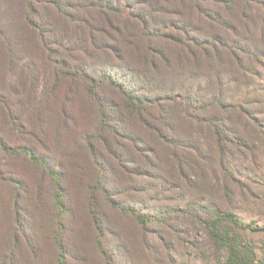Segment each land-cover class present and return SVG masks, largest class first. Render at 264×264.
Instances as JSON below:
<instances>
[{
	"label": "rangeland",
	"instance_id": "1",
	"mask_svg": "<svg viewBox=\"0 0 264 264\" xmlns=\"http://www.w3.org/2000/svg\"><path fill=\"white\" fill-rule=\"evenodd\" d=\"M119 1L130 12L157 15L153 27L178 37L189 49L186 54L190 52L169 60L156 55L153 65L138 66L147 72L145 86L154 89L149 93L168 96L160 105L132 113L107 89L111 103L107 104L104 170L109 196L143 216H161L162 222L153 218L143 227L100 197L97 225L86 198L77 192L62 234L48 220L42 222L46 237L39 241L40 260L20 252L23 256L17 254L16 263L59 264L60 244L64 264H107V256L113 264H225L227 252L214 244L203 223L215 210L230 213L243 224V230L234 233L252 245L257 260L264 262V0H230L214 7L205 0L194 4L186 0L183 9L190 19L175 12L177 0L170 2L166 14L158 11L160 5L139 6L153 0ZM10 2L0 0V10ZM86 9L81 15L90 11ZM201 9L210 11L220 25L202 22ZM80 35L66 29L57 32L64 40L50 44L56 52L53 58L75 62L67 55H78L73 49L80 45ZM28 43L31 50L27 48L23 61L0 69V95L21 114L30 104L42 106L43 83L53 72L42 61L46 52L38 41ZM220 94L227 96L230 110L208 106ZM84 106L89 115L80 123L79 137L98 124L92 107ZM2 112L0 136L17 145ZM213 122L226 138L224 152ZM0 160L35 177L51 210V183L46 176L1 151ZM90 170L87 180L94 176ZM74 184L73 180L72 188Z\"/></svg>",
	"mask_w": 264,
	"mask_h": 264
},
{
	"label": "trees",
	"instance_id": "2",
	"mask_svg": "<svg viewBox=\"0 0 264 264\" xmlns=\"http://www.w3.org/2000/svg\"><path fill=\"white\" fill-rule=\"evenodd\" d=\"M117 1L11 0L9 6L5 4V9L0 10V69L8 63L24 60L30 39L38 41L46 52L42 61L53 67L52 78L45 77L43 83L45 101L42 106L30 104L26 106L27 113L21 114L0 95V109L17 143L12 145L0 136L1 154L11 160H21L29 169L43 174L44 179L47 177L51 183L52 202L50 210L42 186L35 177H28L16 165L0 160V264H18L16 256H23L24 252L28 257L31 255L40 260L39 244L46 237V225L42 222L48 220L51 227L56 225L58 234H62L66 221L71 218L77 192L86 198L88 211L97 225L100 224V197L108 199L122 213L133 216L143 227L149 226L155 218L162 222L161 216H143L132 207L119 205L109 196L104 170L107 104L111 103L107 102V89L115 93L132 113H139L146 106L160 105L168 96L149 93L154 89L145 86L147 72L138 66L153 65L156 55L167 60L173 56L176 59L184 57L189 49L178 37L153 27L158 23L154 13L130 12L127 5ZM171 1L153 0L139 3V6L157 8L160 5L158 11L166 14ZM187 1H176L175 12L185 18L188 17L183 8L187 7ZM196 1L189 0L190 4ZM205 1L214 7L230 0ZM86 8L90 11L81 15ZM69 9L78 14L70 13ZM200 12L198 16L202 22L207 20L211 26L220 25L219 19L211 17L210 11L201 9ZM64 29L69 34L81 32L77 37L80 45L73 49L78 55H67L75 62L53 58L56 52L50 46L53 41L63 42L56 33ZM61 56L66 55L61 53ZM84 103L92 107L98 124L92 129L87 128L89 131L79 137L80 123L89 115ZM208 106H216L222 111L232 107L225 94H220ZM213 123L224 152L226 138ZM90 169L94 176L87 180L85 177ZM56 212L58 216L55 217ZM211 213L214 216L203 223L214 244L227 252L225 264H264L257 260L254 247L237 235L243 230V224L234 215L219 210ZM6 219H9V225ZM52 237L55 238L54 233ZM57 245L60 250L58 262L64 264L65 250L62 245ZM107 264H113L108 256Z\"/></svg>",
	"mask_w": 264,
	"mask_h": 264
}]
</instances>
